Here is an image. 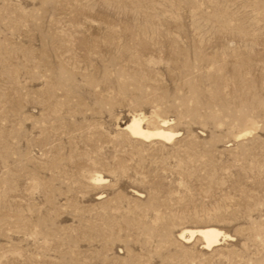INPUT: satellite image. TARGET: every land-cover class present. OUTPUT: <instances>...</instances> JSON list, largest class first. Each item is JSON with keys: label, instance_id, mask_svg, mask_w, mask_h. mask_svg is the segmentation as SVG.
<instances>
[{"label": "rangeland", "instance_id": "obj_1", "mask_svg": "<svg viewBox=\"0 0 264 264\" xmlns=\"http://www.w3.org/2000/svg\"><path fill=\"white\" fill-rule=\"evenodd\" d=\"M0 264H264V0H0Z\"/></svg>", "mask_w": 264, "mask_h": 264}, {"label": "bare ground", "instance_id": "obj_2", "mask_svg": "<svg viewBox=\"0 0 264 264\" xmlns=\"http://www.w3.org/2000/svg\"><path fill=\"white\" fill-rule=\"evenodd\" d=\"M142 118L143 117L140 116H132L124 126V129L135 139L137 138L141 141L162 140L167 142L178 135L175 132L166 130V125L164 124L152 128L145 126ZM189 234L191 237L198 236L201 238L204 247H211L217 244L219 231L212 227H204L196 230H189Z\"/></svg>", "mask_w": 264, "mask_h": 264}]
</instances>
